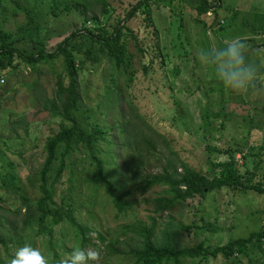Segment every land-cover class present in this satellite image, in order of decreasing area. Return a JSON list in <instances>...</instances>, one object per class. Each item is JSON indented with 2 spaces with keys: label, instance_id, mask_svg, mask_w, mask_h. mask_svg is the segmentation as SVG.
Segmentation results:
<instances>
[{
  "label": "rangeland",
  "instance_id": "374dc122",
  "mask_svg": "<svg viewBox=\"0 0 264 264\" xmlns=\"http://www.w3.org/2000/svg\"><path fill=\"white\" fill-rule=\"evenodd\" d=\"M109 1L112 6H119L120 1ZM198 2L199 0H175L169 4L165 1L152 3L150 19L136 15L128 22L145 51V54L138 52L135 46L137 40L128 37L137 72L126 95L129 97V104H133L140 114V119H133L131 124L141 128L142 130L135 129L144 134L151 135L148 140L152 142L153 149L149 147L152 153H148L147 172H161L169 166V159L176 165V170L181 172L182 159L174 154L170 146L179 156L186 158L192 168L207 176H210L212 162L229 163L231 157L228 151L241 149L236 155L237 180L243 184H264V68L261 69L262 76L257 88L240 96L225 89L216 79L213 69L205 66L198 55L203 49L224 47L235 37L247 44L246 55L249 60L264 65V0H223L224 6L218 14L227 25L214 30L210 27L214 22L213 13L199 15L196 8ZM93 15L98 16L102 23L116 22L113 15H109L107 20V15L101 12V4L93 1L87 8L86 17L70 15L62 19H49L45 25H53L52 32L46 36V32L40 31L39 39H49L46 41V48L47 51H53L52 46L69 32L84 26L92 27ZM27 21V17L21 14L16 20L10 19L4 24L6 29L16 31L18 24ZM180 26L182 29H179ZM152 32L158 34L160 47L167 45L164 47L168 56L165 64H162V54L153 47L148 49L152 52H146L148 45L156 42ZM19 34L23 33H17L16 37ZM31 42L26 39L19 44L30 47L31 50ZM180 44L182 49L178 48ZM151 59L155 60L154 72L148 67ZM39 66L40 70L34 71L25 63L5 73L0 79V141L11 137V134L19 137L16 139L18 143L23 141L22 145L11 144L6 148L7 156L3 160L15 162L13 172L20 178L26 193L33 198L40 196L39 182L35 175L45 162L46 142L60 130L62 123L68 124L62 115H54L50 102L58 92L57 81L64 71V59L49 58L39 63ZM105 67V61L97 67L88 63L84 75L80 76L85 89L89 88L92 100L99 91L104 90L101 72ZM176 67L180 68L178 74L174 73ZM121 86L125 87L126 84L122 83ZM118 102L115 107L120 108V114L123 110L135 114L123 98ZM214 113L223 115L213 117ZM112 114L114 112L110 116ZM221 121H224L222 128L219 127ZM149 125L165 134L167 140L153 134L148 129ZM133 128L129 129V133L134 132ZM209 145L219 151L211 154L208 160L206 152ZM135 149V145L128 150L120 147L117 161L122 171L120 176L123 177L125 160L134 151H138ZM2 166L3 161L0 159V168ZM171 168L175 169L174 166ZM68 178V175H63L57 183V200L64 198ZM104 197V194L100 196L104 201L94 210L98 218L96 228L103 231L108 239L104 244L93 239L91 245L85 247L101 251L99 264H133L130 251L140 246V240L132 231L122 233L123 227L128 224L140 223L151 227L157 244L169 242L179 248H190L203 243L210 250L247 238L252 232L264 229V192L241 187H224L210 193L205 200L191 198L186 203H175L170 209L165 207V202H159L163 197L169 198L164 186L154 185L145 193L136 189L131 198L137 202L131 210L120 215L110 205L111 201L103 199ZM8 203L13 206L12 202ZM3 204L6 208L9 207L8 204ZM81 216H85V210H82ZM208 224L214 225L215 230H207ZM73 234L72 231L67 232L69 237ZM110 240L114 241V248L118 252H109ZM74 244V240L69 241L66 244L68 250ZM35 247H39L46 255L47 249L43 242L38 240ZM68 253L67 251L63 257ZM0 256H4L1 251ZM181 264H264V244L260 248L249 247L247 253L235 258H226L223 254L217 257L199 256L195 259H182Z\"/></svg>",
  "mask_w": 264,
  "mask_h": 264
},
{
  "label": "trees",
  "instance_id": "16d2710c",
  "mask_svg": "<svg viewBox=\"0 0 264 264\" xmlns=\"http://www.w3.org/2000/svg\"><path fill=\"white\" fill-rule=\"evenodd\" d=\"M93 1L101 4V12L107 15V20L109 15H113L116 22L102 23L98 16L93 15L92 27L84 26L69 32L52 46L53 51H47L46 41L49 39L40 40L39 35L40 31L46 32V36L52 32L53 25H45L48 20L62 19L70 15L86 17L87 8ZM116 1H120L119 6H112L109 0H27L26 2L0 0V79L2 75L15 70L19 65L26 63L34 71H39V63L49 58L63 57L64 71L57 81L58 92L50 102L54 115H62L68 122V124L62 123L60 130L46 142L45 162L35 175L40 192V196L36 198L26 193L20 178L13 172L16 167L15 162L3 160L11 144L18 146L22 145L23 141L18 143L16 139L19 137L16 134H11V137L0 141V159L3 161V166L0 168V211L2 212L0 251L4 253V256H0V264H7L16 248L26 242L34 247L38 240L43 242L47 249L46 256L50 258L51 264H58L65 253L75 247L85 248L91 245L93 238L89 237V233H92L100 244L106 243L108 238L105 233L96 228L98 218L94 210L98 204L103 203L104 200L100 198L102 194L105 195L103 199L110 200V205L117 211V215H120L131 210L137 202L131 198L136 189L145 193L154 185L165 187V193L169 198L163 197L159 202H165L167 209L177 202L186 203L191 198L205 200L210 193L224 187H241L264 192V184L261 182L243 184L237 180L236 155L242 151L241 149L228 151L231 157L229 163L212 162L210 176H207L192 168L186 158L179 156V153L170 146L174 154L182 159L181 172L176 170V165L170 159L169 166L163 168L161 172H147L148 153H152L149 147L153 149L152 142L148 140L151 135L144 134L140 131L141 128L131 124L133 119H140V114L133 104H129V97L126 95L137 72L127 39L129 36L134 40L138 38L128 22L136 15L150 19L152 3L165 1L169 4L175 0ZM223 6V0H199L196 8L199 15L213 13L214 22L210 27L214 30L216 27L222 29L227 25L218 14ZM47 13L50 15L47 16ZM21 14L27 17L28 21L18 24L16 31L6 29L4 22L10 19L16 20ZM179 29H182V26ZM21 32L23 34L16 37L17 33ZM152 35L156 42L149 44L146 52L153 47L162 54V64H165L168 56L164 52V47L166 48L167 45L160 47L158 34L152 32ZM26 39L32 41L31 50L30 47H22L19 44ZM135 46L138 52L145 54L138 40ZM178 48L182 49V44ZM104 61L106 67L101 72L104 90L99 91L92 100L89 97V88L85 89L80 76L84 75L88 63L97 67ZM148 67L151 72L155 71L154 59L148 62ZM179 71V67L174 69L175 74ZM66 79H68L67 83ZM122 83L126 86L122 87ZM121 98L127 105L129 104L128 107L135 113L134 115L125 110L122 114L119 113L120 108L115 106ZM111 112H114L112 116H110ZM212 115L220 117L223 114ZM221 122L220 128L224 124V121ZM132 127L134 132L129 133ZM148 129L167 140L165 134L154 130L150 125ZM133 145L138 151H134L125 160L122 177L120 176L122 171L117 163L120 147L128 150ZM218 151L214 146H207L208 160L211 154ZM63 175H68L69 183L64 198L57 200V183ZM8 201L12 202L13 206ZM3 203L8 204L9 207L6 208ZM82 210H85L84 217L81 216ZM206 229L214 231L215 226L208 224ZM69 231L74 233L72 237L67 235ZM127 231L137 234L140 240V246L130 251L133 264H181L182 259L185 258L217 257L219 254H223L226 258H235L247 253L249 247L260 248L264 244V229L254 231L247 238L234 240L213 250L203 243L190 248H179L169 242L157 244L153 229L140 223L124 226L122 233L126 234ZM71 240H74L75 244L71 250H68L66 244ZM108 248L109 252L119 251L114 248L113 240L108 243Z\"/></svg>",
  "mask_w": 264,
  "mask_h": 264
},
{
  "label": "clouds",
  "instance_id": "9594fccd",
  "mask_svg": "<svg viewBox=\"0 0 264 264\" xmlns=\"http://www.w3.org/2000/svg\"><path fill=\"white\" fill-rule=\"evenodd\" d=\"M247 51V44L234 37L224 47L203 49L198 55L205 66L213 69L216 79L225 89L244 96L250 89L257 88L264 68V65L249 60ZM89 237L94 239L92 233ZM101 258V251L97 248L75 247L58 264H99ZM7 264H51V261L39 247L26 242L16 248Z\"/></svg>",
  "mask_w": 264,
  "mask_h": 264
}]
</instances>
